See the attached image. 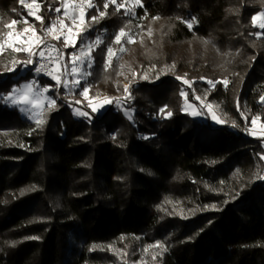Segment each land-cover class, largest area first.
Segmentation results:
<instances>
[{
	"label": "trees",
	"instance_id": "trees-1",
	"mask_svg": "<svg viewBox=\"0 0 264 264\" xmlns=\"http://www.w3.org/2000/svg\"><path fill=\"white\" fill-rule=\"evenodd\" d=\"M39 2L44 24L33 22L43 35L63 0ZM142 4L123 21L142 30L157 21L146 55L158 68L131 84L130 98L94 112L76 103L86 83L71 96L34 73L57 94L40 127L0 102V264H264V136L243 130L254 115L264 123V35H255L264 29L251 22L264 2ZM20 7L19 0H0V25ZM113 8L89 36L106 32L110 39L117 31ZM96 14L88 8L86 18ZM192 17L198 23L190 30L181 20ZM204 41L212 59L173 60L170 48ZM68 50L60 65L67 70L74 48ZM21 69L0 74V95L33 79L32 69ZM178 70L190 72L193 89L169 76ZM224 78L227 88L206 82ZM181 89L199 116L184 110ZM196 96L225 123H215ZM165 107L170 118L160 114ZM157 242L166 251H144Z\"/></svg>",
	"mask_w": 264,
	"mask_h": 264
},
{
	"label": "snow or ice",
	"instance_id": "snow-or-ice-1",
	"mask_svg": "<svg viewBox=\"0 0 264 264\" xmlns=\"http://www.w3.org/2000/svg\"><path fill=\"white\" fill-rule=\"evenodd\" d=\"M264 2V0H262ZM19 3L26 9H28V14L30 16H34L37 21L41 22V25L44 24V19L41 15L37 14L41 9V4L39 0H19ZM129 3L131 6L129 7ZM110 5H113V11L115 13H119L121 9H124V15H132L134 14V9L137 6L143 7L142 0H102L101 3H94V0H63L62 8H63V17L57 18V20L53 21L46 27H42L40 31L43 35L37 34V29L34 25L28 24V21L25 19L21 20H11L10 23L3 22V27L7 29H11L7 32L6 38L0 40V56H3L6 51L10 50V54L13 53H26L27 59L25 60H17L15 56L11 57L10 63L11 67H6L7 71H14L17 66L19 65H30L33 64V57L38 56L41 60L47 59L49 63L53 60L57 61V70L61 67L64 69L61 71L60 76L53 74V70L47 68L46 64H41L39 67L35 69L37 73H40L42 70L45 71L46 74L51 75L52 79L56 81L58 85L62 84L64 88L72 91V89L78 87L80 85V80L77 78L80 74L79 67L83 63H87L88 67H91L94 63V57L91 55L92 51L98 47L100 44L103 43V39L100 36H97L94 41H85L83 37V32L87 31L91 23H98L102 18L109 15L108 9ZM101 7L103 10H101ZM88 8H95L97 11L96 15H92L87 21L86 17V9ZM57 13L61 12V7H57L55 9ZM154 20L160 19V17H153ZM177 19H180L179 17ZM66 20L68 23H66ZM182 23H185L187 27L191 30L193 27V23H198L196 17H192L190 20H181ZM252 25L254 27H259L260 29H264V11H261L257 15L252 16L251 18ZM18 23H24L27 26L24 27L20 31H16L15 26ZM128 26L125 25L121 27L117 34L114 35L112 42L116 45H119V52L126 51L125 44H131L135 42V37L130 35L126 32V28ZM151 29H148V35L151 36ZM30 33V34H29ZM28 34V35H26ZM257 38L264 35V32L255 33ZM51 37L52 40L57 41L58 43H62L65 47L71 46L75 48L77 43L83 45L78 55H73L71 58V70L70 72L67 70V65L60 66L58 64L60 58V49L55 44H48L46 42L47 37ZM21 37H25L21 39ZM205 44L209 43V41H204ZM56 52V56L52 57L50 55L51 52ZM46 53L48 55H46ZM114 55V48L108 46L106 48V52L104 53V67L107 70L109 64L111 63V58ZM123 67V66H121ZM175 67V65H172ZM65 75H71L73 79L69 80H62L61 77ZM146 78V76H145ZM177 80L182 81L188 87H191L194 83L193 81L188 80L186 77L176 76ZM201 79H206L201 77ZM209 85L213 88L215 87L216 83H222L225 88H227L230 81L227 78H224L222 81H213L207 80L206 81ZM35 89V90H34ZM49 89L47 87L43 88H36L35 81L31 83L24 84L20 88L13 87L10 93L5 94L4 96L0 97L5 102H11L12 105H30L34 109H41L43 111V105L47 102L48 110H51L56 106L55 100L44 96V93L48 92ZM89 92L88 87H84L80 93V95L87 97ZM124 92L126 94V99L130 98L129 93V86H124ZM181 96H184L187 100L186 92L181 89L180 92ZM195 99L200 100L201 97L196 96ZM106 103H112L113 98H105ZM259 102L264 104V95L260 96ZM76 103H80L79 100ZM116 103L119 105L120 101L117 99ZM89 107L92 108V111L97 110V106H93L91 100L89 101ZM102 106V105H100ZM188 107L192 108V111L189 113L191 115L199 116L201 113L196 110L192 105H188ZM207 107L209 109L212 108L211 104H208ZM238 111H240L239 102L237 104ZM21 111H24V108H21ZM187 111V109H185ZM166 107L160 109V114L164 115V118H170L173 113L171 111H167L166 115ZM75 115L88 117L89 114L87 112H82L76 110L74 112ZM241 117L247 121L248 116L246 114V110L240 112ZM211 118L217 124L225 123L223 118H218L215 113L210 112ZM131 118V117H129ZM259 116H253L251 120L252 128H245L243 129L250 135H256L254 132V128L259 121ZM44 121L42 119L36 120L37 127H40ZM232 127H238L235 121L231 122ZM260 128V135L264 136V123L259 125ZM31 134V133H29ZM147 139V137H144ZM22 146V145H21ZM260 159L264 160V155L260 156ZM260 179H264V176H260ZM214 207V206H213ZM29 239H39L38 237H29ZM99 247L97 245H93V248ZM149 248H159L162 251H166L164 245L162 243L157 242L154 245H150L148 248H145L144 251L148 252ZM122 255H127V253H123ZM153 260L156 259V255H153ZM127 264V262H125Z\"/></svg>",
	"mask_w": 264,
	"mask_h": 264
},
{
	"label": "rangeland",
	"instance_id": "rangeland-1",
	"mask_svg": "<svg viewBox=\"0 0 264 264\" xmlns=\"http://www.w3.org/2000/svg\"><path fill=\"white\" fill-rule=\"evenodd\" d=\"M62 4H63V2L59 6V7H61V12L58 14L57 18L63 17ZM128 6L130 7L131 4L129 3ZM87 10L88 9H86V13H87ZM14 14H12L13 18L11 20H13L14 18H17L15 20H21L23 18V19L28 21V24L34 25V22H35V24L39 23V21H37L34 18V16H30L28 14V9L24 8L22 5L19 8V10L14 12ZM123 15H124V9H121L115 18L117 21L118 29L110 37V39H109V37L108 38L106 37V32L101 33V34L96 33L94 36L88 35L91 32H93L94 28L96 27L97 23H95V22L91 23L88 30L83 32V37H84V40L86 42L87 41H94L97 36H100L103 39V43L100 44L98 47H96L91 53V55L95 58L92 66L88 67L87 63L85 62V63L81 64L79 67V72L81 75H79L77 78L80 80V84L83 82L86 83V87L89 88V92H88L87 97H84L82 95L80 97H78L76 99V101L79 100L80 103H77V104L82 105L84 107H88L89 109H92L91 107L88 106L89 101L91 100L93 106H97L96 111H99L100 109H106L111 104L113 106H118V104L116 103V100L118 99L120 101V103H122L126 97V94L124 92V86L125 85H128L130 88L131 84L148 81L150 75L154 72L156 67L158 68V65L153 63V61L151 63H149V61L152 59L149 60V58L146 55L147 50L151 47V44H152L153 32L156 28L157 21L150 22L147 25L146 30L145 29L142 30L139 27L133 28V26L131 24H128L126 21H123ZM133 15L134 14L127 15V16H133ZM124 16H126V15H124ZM85 19H86V21L88 20V18H86V17H85ZM11 20L8 21L7 23H10ZM66 23H68L67 20H66ZM125 25L128 26L126 28V32L135 37V42L131 43V44H125L126 51L121 53L118 51L120 46L114 44L112 42V40H113L114 35L117 34V32L119 31V29L121 27H124ZM26 26L27 25L24 23H18L15 26V29H16V31H20ZM257 28H259V27H257ZM148 29L152 30L151 36L148 35ZM10 30L11 29L4 28L3 24H1L0 25V40L6 38V34ZM260 30H262V29H260ZM37 34H38V32H37ZM26 35H28V34H26ZM24 38L25 37H21V39H24ZM46 40H50L53 43H55L58 47H60L61 49L66 50L68 55L71 54V53H69L68 49L73 48V47H71V46L65 47L62 43H58L57 41L52 40L50 36L47 37ZM108 46H111L114 48V55L111 58V63L109 64L107 70H105L104 53L106 52V48ZM82 47H83V45L78 42L77 46L74 48V50L72 52L73 53L74 52L79 53ZM170 51H172L173 60H179L182 58H187V59H194L197 62L206 61L208 58L212 59L214 56V53H215V51L210 49L205 43H195V42L194 43L180 44L176 47H173L172 49L170 48ZM12 56H15V58L17 60H25L27 58L26 53L21 52V53L10 54V50L6 51L3 56H0V74L6 73V72L18 71V69L20 70L21 68H22L21 73L25 71L26 66H24V65L17 66L14 71H7L6 70L5 66H7V67L12 66L10 63ZM72 56L73 55H70V57H69L70 63H71ZM121 66H123V67H121ZM69 70H71V67H69ZM170 70H172V67ZM32 74H33L32 80L27 81V82H21L17 85L15 84L11 87V89L13 87L20 88L24 84L31 83V82L35 81V87L36 88L47 87L50 91L51 88H50L49 84L41 83L38 80V77L34 74V72H32ZM145 76H146V78H145ZM169 76H171L172 79H174L178 83H181L182 86H184V88L193 89V84L191 87H188V85H185L182 81L176 79V76H180V77H186L188 80L192 81V79L190 77V72H188L187 70L173 71L172 73H169ZM72 79H73V77H72ZM56 88H57V86H56ZM11 89H10V91H11ZM49 91L44 93V96L55 100V103H56L57 102V94L55 93L54 95H50ZM2 96L3 95H0V97H2ZM105 98H113V102L112 103H106ZM184 100H185L184 101L185 102L184 110L187 109V110L191 111L192 108L188 107V105L193 106V104L188 103L187 100L185 99V97H184ZM197 101L199 103L204 104L206 107L208 105V103H205L202 99L197 100ZM0 102L5 103L9 107L16 108L21 113V116L23 118L30 121L34 125H36L37 119L44 120V117L42 115H43L45 109H48L47 102H45L43 105V111L41 109H34L30 105H12L11 102H5L3 99H0ZM100 105H102V106H100ZM21 108H24V111H21ZM54 108H52V109H54ZM207 109L209 110V112L216 114V112L214 111L213 108L209 109L207 107ZM259 125L260 124L257 122V125L254 128V132L256 133V135H253V136H261ZM252 127L253 126L251 124L249 128H252Z\"/></svg>",
	"mask_w": 264,
	"mask_h": 264
},
{
	"label": "built area",
	"instance_id": "built-area-1",
	"mask_svg": "<svg viewBox=\"0 0 264 264\" xmlns=\"http://www.w3.org/2000/svg\"><path fill=\"white\" fill-rule=\"evenodd\" d=\"M46 42H47L48 44H55V43H53V42L50 41V40H46ZM55 45H56V44H55ZM56 46H57V45H56ZM57 47H58V46H57ZM58 48L60 49V58H59L58 64L61 65V64L67 59V57H68V53H67L66 50L61 49L60 47H58ZM78 54H79L78 52H74L72 55H78ZM46 55H48V54L46 53ZM50 55H51L52 57H55L57 54H56V52L53 51V52L50 53ZM26 59H27V58H26ZM33 61H34L33 64L27 65L26 67L32 69V71H33L36 75H38V76H40V77H43V78H45V79H51L52 76L46 74L44 70H42L40 73H37V72L35 71V69H36L37 67H39L41 64H46L48 69L53 70V74H55V72H56V70H57V61H55V60H53L51 63H49L47 59L41 60L38 56H36V57H33ZM68 71L70 72V70H68ZM66 76H67V80H69V81L72 80V76H71V75H66ZM72 91H73V89H72ZM72 91H69V90H68L69 95H71V96H72Z\"/></svg>",
	"mask_w": 264,
	"mask_h": 264
}]
</instances>
